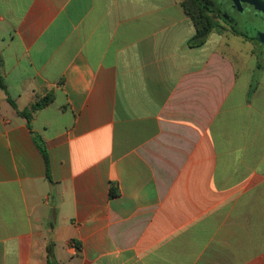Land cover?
<instances>
[{
  "label": "crops",
  "instance_id": "1",
  "mask_svg": "<svg viewBox=\"0 0 264 264\" xmlns=\"http://www.w3.org/2000/svg\"><path fill=\"white\" fill-rule=\"evenodd\" d=\"M181 2L0 0V264H264V61Z\"/></svg>",
  "mask_w": 264,
  "mask_h": 264
},
{
  "label": "flooded vegetation",
  "instance_id": "2",
  "mask_svg": "<svg viewBox=\"0 0 264 264\" xmlns=\"http://www.w3.org/2000/svg\"><path fill=\"white\" fill-rule=\"evenodd\" d=\"M210 5L216 2L214 14L221 21L225 29L235 31L239 36L247 34L251 37H243L261 46L264 50V14L261 10L255 9L248 2L238 7L235 4H225L222 0H206ZM264 57V54H263Z\"/></svg>",
  "mask_w": 264,
  "mask_h": 264
},
{
  "label": "trees",
  "instance_id": "3",
  "mask_svg": "<svg viewBox=\"0 0 264 264\" xmlns=\"http://www.w3.org/2000/svg\"><path fill=\"white\" fill-rule=\"evenodd\" d=\"M181 5L185 11V13L192 19L194 22L196 28H197V33L194 37V39L191 41V44L194 45H201L204 40L207 38V36L216 28H224L221 21L217 18V16L214 14V11H212V8L207 5V3H202L199 0H182ZM233 33L239 35L237 32L232 31ZM1 66V62H0ZM0 87L2 89H6V85L4 83V80L2 78V75L0 73ZM52 100V96L49 95L42 100L38 101L35 103L28 111H17L19 115L23 116L26 118L28 123L31 120L32 114L36 112L37 110L43 108L44 106L48 105ZM10 104L13 106L14 109L17 110L16 104L14 101L9 100ZM39 148L44 153L46 157V151L43 146V144L39 143ZM112 196L117 195L116 190H112L111 192ZM50 264H52L50 262Z\"/></svg>",
  "mask_w": 264,
  "mask_h": 264
},
{
  "label": "water",
  "instance_id": "4",
  "mask_svg": "<svg viewBox=\"0 0 264 264\" xmlns=\"http://www.w3.org/2000/svg\"><path fill=\"white\" fill-rule=\"evenodd\" d=\"M202 3H207L212 8V11L216 10V2H214V5H210L206 0H199ZM225 4H235L238 7L241 6L242 3L248 2L251 6H253L257 10H261V12L264 14V1L263 0H222ZM220 2V0L218 1ZM243 37H247L248 39H251V37L247 34H243Z\"/></svg>",
  "mask_w": 264,
  "mask_h": 264
},
{
  "label": "rangeland",
  "instance_id": "5",
  "mask_svg": "<svg viewBox=\"0 0 264 264\" xmlns=\"http://www.w3.org/2000/svg\"><path fill=\"white\" fill-rule=\"evenodd\" d=\"M264 1V0H263ZM231 41L234 43L235 47H242V48H245V49H249L250 47L249 46H246L241 40L237 39V38H232ZM256 48H257V52L259 53V56H260V62H263L264 58H263V55L264 54V50L261 46H259L258 44H255Z\"/></svg>",
  "mask_w": 264,
  "mask_h": 264
}]
</instances>
